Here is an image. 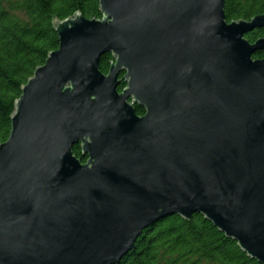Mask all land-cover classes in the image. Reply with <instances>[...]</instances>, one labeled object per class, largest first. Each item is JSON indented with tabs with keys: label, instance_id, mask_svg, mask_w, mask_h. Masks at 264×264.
Returning a JSON list of instances; mask_svg holds the SVG:
<instances>
[{
	"label": "water",
	"instance_id": "water-1",
	"mask_svg": "<svg viewBox=\"0 0 264 264\" xmlns=\"http://www.w3.org/2000/svg\"><path fill=\"white\" fill-rule=\"evenodd\" d=\"M98 1L102 18L55 20L58 49L16 101L0 144V264H118L148 227L195 213L264 264V37H245L264 14Z\"/></svg>",
	"mask_w": 264,
	"mask_h": 264
},
{
	"label": "trees",
	"instance_id": "trees-1",
	"mask_svg": "<svg viewBox=\"0 0 264 264\" xmlns=\"http://www.w3.org/2000/svg\"><path fill=\"white\" fill-rule=\"evenodd\" d=\"M76 13L87 19L102 18L98 0H0V144L9 137L22 87L48 55L58 49L55 20ZM224 14L228 22L248 20L264 14V0H225ZM245 37L254 43L264 37V28H256ZM253 57L262 59L264 52L258 51ZM112 61V54L102 56L99 70L107 74ZM122 77L123 74L119 77V91L125 87ZM135 112L143 115L144 109L135 106ZM72 151L82 163L87 161L79 143L73 145ZM118 264L260 263L248 257L203 215L195 213L189 220L173 215L148 227Z\"/></svg>",
	"mask_w": 264,
	"mask_h": 264
},
{
	"label": "flooded vegetation",
	"instance_id": "flooded-vegetation-1",
	"mask_svg": "<svg viewBox=\"0 0 264 264\" xmlns=\"http://www.w3.org/2000/svg\"><path fill=\"white\" fill-rule=\"evenodd\" d=\"M264 58V57H263ZM141 116V115H140Z\"/></svg>",
	"mask_w": 264,
	"mask_h": 264
}]
</instances>
